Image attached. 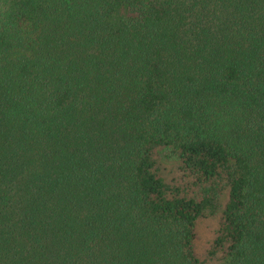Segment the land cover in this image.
Here are the masks:
<instances>
[{"label": "trees", "instance_id": "1", "mask_svg": "<svg viewBox=\"0 0 264 264\" xmlns=\"http://www.w3.org/2000/svg\"><path fill=\"white\" fill-rule=\"evenodd\" d=\"M0 264H264V0H0Z\"/></svg>", "mask_w": 264, "mask_h": 264}, {"label": "rangeland", "instance_id": "2", "mask_svg": "<svg viewBox=\"0 0 264 264\" xmlns=\"http://www.w3.org/2000/svg\"><path fill=\"white\" fill-rule=\"evenodd\" d=\"M166 163L165 176L169 180H173V177L176 179L178 169L173 163L169 161ZM219 218L220 213L209 214L199 218L196 223L195 251L200 257H206V250L216 233Z\"/></svg>", "mask_w": 264, "mask_h": 264}]
</instances>
